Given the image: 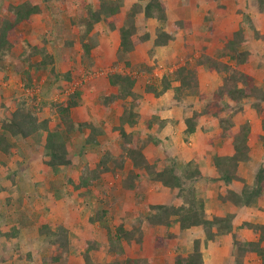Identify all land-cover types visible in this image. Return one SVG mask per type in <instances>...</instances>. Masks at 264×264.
I'll use <instances>...</instances> for the list:
<instances>
[{"label": "trees", "instance_id": "trees-1", "mask_svg": "<svg viewBox=\"0 0 264 264\" xmlns=\"http://www.w3.org/2000/svg\"><path fill=\"white\" fill-rule=\"evenodd\" d=\"M41 1L48 11L55 13L57 4L67 0ZM82 1L73 0L80 10L75 17L71 18V25L68 29L66 28L65 32V36L67 35L69 38L64 41L61 48L65 51L72 49L76 45L75 36H78L77 40L81 45L83 59L90 60L93 45L88 42V38L97 24L104 23L109 31L118 33L120 39L119 61L124 63L126 71L110 72L106 77H103L102 81H105L109 88H116L117 92L101 96L100 101L108 114L112 113L113 105L118 102L122 103L119 116L120 125L114 130L119 133L120 140H124L120 143L121 156L123 157L118 160L113 153L105 151L104 157L97 167L92 168L90 164L86 163L81 167L78 175L73 173L78 154L81 155L82 151L74 152L66 137L72 136L76 132L83 133L88 129L90 133L86 141L92 145H99L98 136L101 135V131L96 122L76 123L74 121L73 109L82 103L80 91L69 94L65 101L48 100L50 91L65 95L69 91L73 78L71 72L61 74L57 72L55 53L50 48L46 45H34L26 40L23 34L18 33L20 26L31 23L35 16L42 15L45 11L41 4L32 1H22L17 5L10 4L5 8L4 15L0 17V73L6 74L9 64L15 63L20 73L24 74V90L26 91L23 96L15 98L14 110L0 122V152L10 156L18 154L22 158L28 159L33 158L34 155L38 156L40 153L38 151L42 149V156H44L49 169L59 171V169L67 167L68 173L60 175L54 182V197L57 196V199L60 200L71 197L75 193L81 195L83 190L89 192L94 184L101 181L104 174L116 175L119 170H123L127 161H131L132 170L127 173L128 175H125L122 181L126 188L136 189L138 182H142L147 177L150 181L157 182L170 191H176L177 197L184 200L178 206H152V211L143 221L151 227L176 228L175 232L157 236L155 239L157 250L176 252L175 264H206L203 255L205 242L217 243L219 237L228 235L232 237L231 254H235L234 261L229 264H245V259L253 255L258 257L254 264H264V224L243 223L241 228L253 231L257 236V241L243 239L238 234L239 232L234 231L235 213L224 212L223 216L207 214L204 202L199 200L196 195V183L204 176L196 168L198 166L195 163L186 164L185 169L181 171L178 170L176 160H173L170 165L158 170L159 166L156 160L151 163L146 158L143 152L144 145L141 146L143 141L138 134L134 131L129 133L126 130V125L129 128H134L141 119L146 120L138 112L145 94L161 98L167 92L174 91V98L177 102L189 99L202 100L205 95L199 80L200 72H215L223 78V84L214 93L220 99L223 107L212 114L208 108L195 110L193 116L185 120V132L188 135L197 133L200 119L206 115L211 114L214 119H219L222 136L232 138L234 152L232 155H215L212 158L211 166L217 177H207V181H221L225 184L227 189L218 195V201L227 208L235 210L259 208V201L264 195V165L257 169L252 185L240 176L241 165L252 160V150L249 146V141L253 138L251 124L247 122L236 128L232 118L226 117L229 112L232 116L234 113L242 111L243 105L250 102L258 118L261 119L264 131V87L256 84L254 77L242 70L243 66L251 61L250 51L244 48V44L250 39L246 37L244 28L241 27L235 32L232 39L227 41L215 56L203 54L196 59L187 60L177 69L166 71L161 77L155 78L154 68L149 67L147 62L138 65L136 71L134 70L132 60L138 48L150 42L153 37L155 39L152 49L167 47L175 42L181 31L188 33L192 23L182 19L171 20L168 15L170 3L167 0H137L125 18L120 16L124 10L125 0H94V5L87 6L85 11H81L84 6ZM172 1L184 7L189 4L188 0ZM207 1L209 5H215L216 12H225L226 6L222 0ZM254 7L252 14L243 15L244 12L242 13L243 24L247 25L246 29L253 31V38L261 39L263 38L260 27L264 24V0H256ZM210 13L211 9H208V16ZM152 19H157L162 25L155 29L154 34L146 27ZM73 29L77 30L76 35ZM18 47L22 51L15 59V50ZM37 56H40L41 60L34 62L33 59ZM40 69H44L50 74L46 89L50 91H40L41 99L38 94L31 93V90L34 89L35 74ZM5 78L8 79V76ZM141 79L144 80L143 88L138 85ZM175 84L178 85L175 86ZM46 109H49V116L42 118L41 114ZM224 112H227L226 116L223 115ZM148 116L146 124L149 129L159 125V131H161L168 123V120L161 119L160 116ZM44 135L45 141H41L40 138ZM258 141L264 147V135H259ZM20 143L27 144V147L20 149ZM18 164L19 168L14 171V178H11L12 185L19 187L18 193L9 197L8 201L26 199L31 204L36 203L37 200L41 201L43 195L38 192V183H30L26 178L20 179L19 182L16 181V177L20 173L23 177L22 171L28 169V166H24L21 161ZM123 174L125 173L123 172ZM238 183L242 184L240 188H237ZM43 189L45 188L43 187ZM8 190L5 189V191ZM1 205L3 206V202ZM107 216L108 211L100 209L92 220L104 224ZM57 227L59 228L52 230L48 225L43 224L38 228V240L45 244L39 264H69V255L73 250L70 234L62 224ZM105 228L108 231L107 252L114 257L110 264H153L151 259L131 255L126 247L132 243L139 246L143 244L144 235L141 226L135 224L128 230L121 224L116 227L114 232L108 227ZM194 228L201 229L204 238L196 239L192 250L189 251L184 244H180V240L185 231ZM19 230L14 227L10 233H4L0 228V238H19ZM42 237L45 238L44 241L40 240ZM26 245V243L23 245L17 243V247L2 256L0 263L32 262L33 253L26 250ZM100 248L96 242H86L85 250L82 253L85 264H100L93 259V253L99 251Z\"/></svg>", "mask_w": 264, "mask_h": 264}, {"label": "rangeland", "instance_id": "rangeland-1", "mask_svg": "<svg viewBox=\"0 0 264 264\" xmlns=\"http://www.w3.org/2000/svg\"><path fill=\"white\" fill-rule=\"evenodd\" d=\"M22 1L42 3L41 0H0V17L4 15V10L8 5H17ZM167 1L170 3L168 15L171 20L190 21L192 27L188 29V33L181 31L175 42L167 47L152 49L154 37L147 44L141 45L132 60L135 71L138 65L147 62L149 67L154 68V77L159 78L166 71L177 69L187 60L196 59L203 54L215 56L224 44L232 39L234 33L242 27L246 37L250 38L244 44V48L250 51L249 58L251 60L246 66H243L242 70L254 77L256 84L264 87V24L260 27L263 37L261 39L253 38V31L246 29L247 25L243 24V15L254 12L256 0H222L226 6L223 13L216 12L215 5H209L207 0H188L189 4L186 7L177 4V2H171V0ZM82 2L84 6L81 11H85L89 5H94V0H83ZM136 2L137 0H125L124 10L120 16L125 18ZM41 5L45 10L44 13L35 16L31 23L20 26L18 33L23 34L24 38L34 45H46L50 48L55 53L57 72L60 74L71 72L73 78L69 91L65 95L48 90L50 91L48 100L65 101L69 94L80 91L82 103L73 109L74 121L76 123L96 122L101 131V135L98 136L99 145H92L86 141L90 133L88 129L83 133L76 132L72 136L66 137L74 152L82 151L81 155L78 154L76 167L73 171L75 175H78L77 173L86 163L90 164L92 168L97 167L104 157L105 151L113 153L118 160L123 157L121 156L120 143L124 140H120L119 133L114 130L120 125L119 116L121 115L122 103L118 102L113 105L112 113L108 114L100 101L101 96L117 92L116 88H109L107 83L102 81L103 77H106L110 72L125 70L124 63L119 61L118 56L120 39L118 33L109 31L106 24H97L88 38V42L93 45L91 59L84 60L81 45L77 40L78 36H75L76 45L72 49L65 51L61 48L64 41L69 38L67 35L65 36L66 28L70 27L71 18L77 15L80 8L73 0L58 3L55 13L48 11L45 4ZM208 9H211L209 16L207 14ZM161 26L157 19L150 20L146 25L147 30L153 34L155 29ZM73 32L76 35L77 30L73 29ZM21 51L20 47L15 50V59L18 58ZM33 60L38 62L41 57L37 56ZM225 60L227 61L226 58ZM9 65L6 74L0 73V122L14 110L15 98L26 94L24 74L20 73L15 63ZM7 76L8 79L5 78ZM49 78L50 74L44 69L37 71L33 81L34 89L31 90V93L38 94L39 99H41L40 91L43 92L47 89ZM199 80L205 95L202 100L189 99L177 102L174 98V91L167 92L161 98H156L152 94H145L142 100L143 105L149 110L159 111L162 116H168V121L171 123L167 126L164 136L161 134L162 136L148 137L150 133L146 134L141 130H137L136 134L143 141L141 146L144 145L143 152L146 158L151 163L156 160L159 166L158 170L170 165L173 160H176L178 170L181 171L185 169L186 164L193 162L198 166L196 168L201 171L204 178H214L217 175L211 166L212 158L215 155H232L234 149L232 138L222 136L219 119H214L211 115L223 107L220 99L214 95L223 84V78L215 72L201 71ZM143 81L141 79L138 84L142 88ZM177 85L175 84V86ZM204 108H208L211 114L200 119V126H202H199L197 133L188 135L185 132V120L192 117L195 110ZM230 113L227 115V112H224L223 115L231 117L236 128L247 122L251 124L253 138L249 141V146L252 150V160L241 165L240 176L252 185L257 169L264 165V147L258 141L259 135H264L262 122L250 102L243 105L242 111L236 112L232 116ZM47 116H49V109L41 114L42 118ZM126 129L128 132L131 131L128 127ZM40 139L45 141V137ZM20 147V149H25L27 144L20 143ZM38 153V156L34 153L33 158L27 159L18 154L10 156L0 152V228L4 233H10L14 227L20 229L19 238H0V259L9 250L17 247V243H21V245L26 243L27 247L25 248L33 253L34 259L32 262L20 261L15 262V264H39V258H41L45 244L38 240V228L45 224L49 226V229L55 230L59 228L57 227L59 224H62L69 231L72 245L73 242L74 244L77 242L73 245L75 251L72 250L74 253L71 254L70 264H85L80 251L85 248L88 241L96 242L101 247L99 251L93 253V259L100 264H110L114 257L107 252L108 231L105 227L114 232L116 227L121 224L128 230L136 224L142 227L144 240L141 246L134 243L126 245L130 254L151 259L153 264H175L176 252L157 250L155 239L157 236H165L175 232L176 228L151 227L143 221L152 211V206L172 207L180 205L184 200L177 197L176 191L162 188L161 184L150 181L147 177L142 182H138L136 189L126 188L122 181L125 175H128L127 173L132 170L131 161H127L122 170L125 174L120 170L116 175L106 173L89 192L83 190L81 195L75 193L71 197L60 200L57 199V196L54 197V182L60 175L67 174L68 168H61L59 171L49 169L44 156H42V149ZM19 161L24 166H28V169L22 171L23 177L20 173L16 177V181L19 182L20 179L26 178L30 183H38V192L43 195L41 201L37 200L36 203L32 204L25 201L26 199L8 201L9 197L18 193L19 187L12 185L11 178H14V171L19 168ZM204 183L200 180L196 183V195L199 200L204 202L207 214L223 216L225 215L224 212L235 213L233 226L237 228L238 234L243 235L242 238L247 241H257V236L253 231L241 227L245 222L264 224V195L259 208L235 210L234 208H227L218 201L220 192L222 193L227 189L223 182H212L207 186ZM241 186L242 184L238 183L237 188ZM5 189L9 190L5 191ZM71 189L73 190V188ZM1 202H3V206ZM100 209L108 211L104 224L92 220ZM242 233L247 235L244 236ZM203 238V231L194 228L185 231L180 244L192 249L194 241ZM40 240L44 241L45 238L42 237ZM231 240L232 237L228 235L226 240H223L220 249H216L214 245L210 248L205 247L206 249H203L204 262L206 264H229L234 261L235 254L230 255ZM206 244L208 243L205 242ZM257 258V255L249 256L244 263L254 264L257 262Z\"/></svg>", "mask_w": 264, "mask_h": 264}, {"label": "crops", "instance_id": "crops-1", "mask_svg": "<svg viewBox=\"0 0 264 264\" xmlns=\"http://www.w3.org/2000/svg\"><path fill=\"white\" fill-rule=\"evenodd\" d=\"M120 45V44H119ZM138 112H140L141 113V115H143V118H146V120L147 119H149V116L148 115H157V116H160L161 117V119H164V120H168V116H162V114L160 115L159 114V111H154V110H149V109H147L144 105H143V103H141V105H140V108L138 109ZM107 113V112H106ZM121 113V112H120ZM100 119V118H99ZM146 120L145 119H141L140 121H139V124L138 125H136L134 128H129L127 125H126V128L128 127L129 129H131V131L129 132V133H131V132H135L136 133V131L137 130H141L143 133H146V134H148V133H150V135H148V137H150V136H152V137H157V136H162L161 134H163V136H164V132H166V130H167V126H169L170 124L169 123H171V121H168V123H167V125L162 129V131H159V125L158 126H155V127H153V129H149L148 128V126H147V124H146ZM110 127H111V125H110ZM106 130V129H105ZM127 130V129H126ZM127 132H128V130H127ZM43 137H45V135L43 136ZM166 137V136H165ZM212 169V168H211ZM215 177V176H214ZM200 181H202V182H205L204 183V185H208V184H210V183H212V182H209V181H207V178L205 177H203ZM162 188H164L163 186H162ZM165 189H167V188H165ZM168 190V189H167ZM221 193V192H220ZM213 196V195H212ZM25 201H27V200H25ZM259 204H260V201H259ZM237 230V228L235 227L234 228V231H236ZM239 230V229H238ZM241 230V229H240ZM187 232V231H186ZM247 233V232H246ZM246 233H242V234H244V236H246L247 234ZM241 237H243V235H240ZM226 237L227 236H221V237H219L218 238V240H217V243H215V242H209L208 244H206V245H204V249H206L205 247H207V248H210V246L212 247V245H214L215 247H216V249H220V248H222V244H223V240H226ZM232 241V240H231ZM71 244H72V242H71ZM75 244H77V242L75 243ZM74 244V242H73V245H75ZM211 244V245H210ZM72 245V246H73ZM232 246H230V255H231V252H232ZM74 250V249H73ZM84 250H85V248H83V250H81L80 252H81V254L84 252ZM189 251H191L192 249H188ZM75 251V250H74ZM204 252V251H203ZM74 252H70V255H69V264L71 263V258H72V255L71 254H73ZM232 262V261H231Z\"/></svg>", "mask_w": 264, "mask_h": 264}]
</instances>
